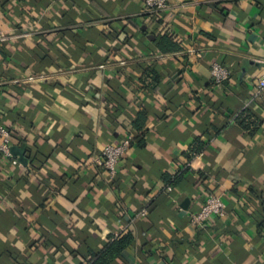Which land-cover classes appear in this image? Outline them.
<instances>
[{
  "label": "crops",
  "instance_id": "0c3cea01",
  "mask_svg": "<svg viewBox=\"0 0 264 264\" xmlns=\"http://www.w3.org/2000/svg\"><path fill=\"white\" fill-rule=\"evenodd\" d=\"M169 4L0 0L19 162L0 156V264H88L123 236L111 264H264V0ZM127 139L112 177L102 152ZM211 194L226 215L194 225Z\"/></svg>",
  "mask_w": 264,
  "mask_h": 264
},
{
  "label": "built area",
  "instance_id": "2783aa9c",
  "mask_svg": "<svg viewBox=\"0 0 264 264\" xmlns=\"http://www.w3.org/2000/svg\"><path fill=\"white\" fill-rule=\"evenodd\" d=\"M143 2L147 11L152 14H160L168 11L170 8L169 0H143ZM7 39V35L4 32H0V43H4ZM211 72L217 87L223 86L230 77L229 69L219 63L213 65ZM255 93L257 96L264 94V76L260 78ZM11 142L12 136L10 130L0 123V156L10 159L13 164L17 165L19 162L12 155ZM131 143V139H127L120 144H109L105 146L102 152L101 164L108 175L112 177L117 175L120 162L130 149ZM146 213L147 210L142 212V214ZM225 215L226 204L222 197L211 194L206 199L201 210L192 216V223L194 225L203 226L210 218L223 217Z\"/></svg>",
  "mask_w": 264,
  "mask_h": 264
},
{
  "label": "trees",
  "instance_id": "16d2710c",
  "mask_svg": "<svg viewBox=\"0 0 264 264\" xmlns=\"http://www.w3.org/2000/svg\"><path fill=\"white\" fill-rule=\"evenodd\" d=\"M4 45V43H0V46ZM158 47L161 51L163 52H169V51H174L177 50L179 48V43L177 42L176 39H174V37H170V36H162L159 39L158 42ZM244 114V113H243ZM246 114V112H245ZM243 115L241 117H239V121L243 124L245 121H247L251 116H246ZM137 127V129H141L142 125L140 126L139 124H135ZM249 126V125H248ZM12 135V134H11ZM198 146V148H196ZM203 146L202 143L198 141L196 143V147H194V152H200L201 151V147ZM177 178H175V180H177ZM131 240L130 236H123V237H118L115 241H113L109 246H107L101 253L99 254H95L92 253L91 254V259L89 260L88 264H111L112 260L119 254L121 253V251L127 246V244L129 243V241Z\"/></svg>",
  "mask_w": 264,
  "mask_h": 264
},
{
  "label": "water",
  "instance_id": "95a60500",
  "mask_svg": "<svg viewBox=\"0 0 264 264\" xmlns=\"http://www.w3.org/2000/svg\"><path fill=\"white\" fill-rule=\"evenodd\" d=\"M12 151H15V149H12ZM15 155H19L20 160L23 161L24 163L26 162V160L24 158V154L22 152H20L19 150H18V152H15Z\"/></svg>",
  "mask_w": 264,
  "mask_h": 264
}]
</instances>
